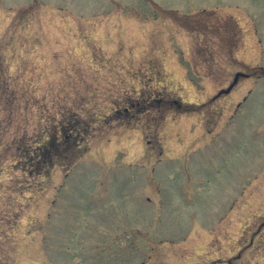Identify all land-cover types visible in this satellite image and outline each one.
<instances>
[{
	"label": "rangeland",
	"instance_id": "1",
	"mask_svg": "<svg viewBox=\"0 0 264 264\" xmlns=\"http://www.w3.org/2000/svg\"><path fill=\"white\" fill-rule=\"evenodd\" d=\"M260 68L264 0H0V264H264Z\"/></svg>",
	"mask_w": 264,
	"mask_h": 264
}]
</instances>
